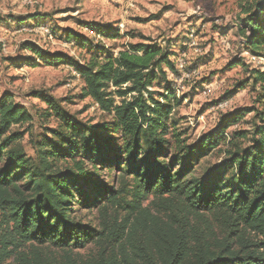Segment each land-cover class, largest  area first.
I'll return each mask as SVG.
<instances>
[{"label": "trees", "instance_id": "trees-1", "mask_svg": "<svg viewBox=\"0 0 264 264\" xmlns=\"http://www.w3.org/2000/svg\"><path fill=\"white\" fill-rule=\"evenodd\" d=\"M239 2L238 36L252 57L264 58V0ZM146 41L86 63L26 45L43 63L71 65L84 81L82 97L112 122L84 124L50 96L35 94L47 106L45 118L57 122L36 143L37 163L19 144L23 135L12 132L31 115L8 96L0 100V217L7 229L0 264L12 258L14 264H264V70H251L237 86L252 83V106L225 114L190 143L172 118L180 105L169 81V73L179 76L173 54ZM250 114L249 130L229 132ZM221 145L227 146L223 162L207 164ZM103 171L114 173L110 187L97 179ZM122 204L130 212L119 226L111 209ZM78 209L96 210L102 231L83 225ZM215 224L226 237L208 235ZM112 226L119 235L108 258ZM89 245L97 246L95 256H77Z\"/></svg>", "mask_w": 264, "mask_h": 264}, {"label": "rangeland", "instance_id": "rangeland-1", "mask_svg": "<svg viewBox=\"0 0 264 264\" xmlns=\"http://www.w3.org/2000/svg\"><path fill=\"white\" fill-rule=\"evenodd\" d=\"M239 5V0H0V100L8 96L32 117L31 122L12 128V132L23 135L19 144L27 157L38 163L36 143L41 141L46 128H57L54 118H45L48 109L36 97L37 93L50 96L66 113L84 124H108L112 116L91 99L82 97L84 81L71 65L43 63L26 45L86 63L98 53L117 56L129 44L147 39L159 44L173 54L172 61L179 71L178 77L169 73L176 99L180 101L172 118L178 122L177 129L186 132L184 138L197 143L218 126L222 116L254 104L256 94L252 83L242 89L237 86L249 80L251 70L264 69V58L252 57L238 36ZM100 29H108L115 35L109 37L99 33ZM68 36L84 40L85 45L68 41ZM252 117V114L246 116L229 132L249 130ZM226 149L227 146L221 145L206 163L220 165ZM85 170L95 173L89 166ZM104 172L97 179L110 187L114 173L106 176ZM125 198L129 204L132 202V196ZM146 205L147 201L143 203ZM78 210L75 216L83 225L102 231L96 210ZM129 212L124 204L111 209L112 218L118 220L119 226ZM213 227L208 235L215 239L228 234L219 230L217 224ZM6 230L0 217V243ZM118 235L112 226L111 241L104 244L108 258ZM250 237L254 243L259 242L255 235ZM235 240L231 236V241ZM41 251L49 253L47 248ZM97 252L96 245H89L76 254L86 260ZM3 264H14V258Z\"/></svg>", "mask_w": 264, "mask_h": 264}, {"label": "built area", "instance_id": "built-area-1", "mask_svg": "<svg viewBox=\"0 0 264 264\" xmlns=\"http://www.w3.org/2000/svg\"><path fill=\"white\" fill-rule=\"evenodd\" d=\"M193 37H194V33L191 34V38H193ZM254 58H258V57H254ZM263 70H264V69H263Z\"/></svg>", "mask_w": 264, "mask_h": 264}]
</instances>
